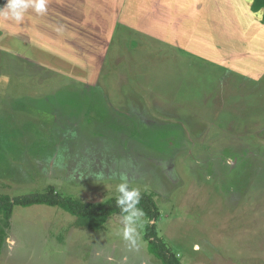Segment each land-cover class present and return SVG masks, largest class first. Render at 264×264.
I'll return each instance as SVG.
<instances>
[{
	"label": "rangeland",
	"instance_id": "374dc122",
	"mask_svg": "<svg viewBox=\"0 0 264 264\" xmlns=\"http://www.w3.org/2000/svg\"><path fill=\"white\" fill-rule=\"evenodd\" d=\"M239 1L230 19L202 8L172 45L115 11L60 9L68 0L22 24L0 17V194L99 203L126 172L154 194L181 264H264V23ZM122 217L93 230L60 207L15 205L0 264H161L148 219L133 247Z\"/></svg>",
	"mask_w": 264,
	"mask_h": 264
},
{
	"label": "crops",
	"instance_id": "0c3cea01",
	"mask_svg": "<svg viewBox=\"0 0 264 264\" xmlns=\"http://www.w3.org/2000/svg\"><path fill=\"white\" fill-rule=\"evenodd\" d=\"M236 2L237 0H68V5H63L60 9L75 12L115 11L120 24L134 28L133 30L141 32L142 35L172 45L173 42L184 41V30L190 31L189 27L195 30L194 24L199 25V18L196 17L199 10L204 7L211 10L216 5L221 7L230 19L233 14L230 5ZM239 2L243 3L244 0ZM188 12L192 14L189 15ZM260 63L263 64L264 61L261 60Z\"/></svg>",
	"mask_w": 264,
	"mask_h": 264
},
{
	"label": "trees",
	"instance_id": "16d2710c",
	"mask_svg": "<svg viewBox=\"0 0 264 264\" xmlns=\"http://www.w3.org/2000/svg\"><path fill=\"white\" fill-rule=\"evenodd\" d=\"M250 9L253 12H261V21L264 23V0H251ZM131 188V187H130ZM115 196L99 203L84 201L81 198L63 195L50 188L43 192L10 196L0 194V249L7 237V229L10 227V218L13 207L42 204L60 207L76 216L81 225L93 230L99 229L105 220L111 215H120L121 209L116 205ZM142 198L138 207L142 208L148 222L145 226L144 238L147 240L148 250L161 262V264H181L178 256L164 243L157 233V220L160 216L159 207L153 193L141 192Z\"/></svg>",
	"mask_w": 264,
	"mask_h": 264
},
{
	"label": "clouds",
	"instance_id": "9594fccd",
	"mask_svg": "<svg viewBox=\"0 0 264 264\" xmlns=\"http://www.w3.org/2000/svg\"><path fill=\"white\" fill-rule=\"evenodd\" d=\"M30 8L38 14H46L47 0H7L5 6L0 7V17L22 24L25 13ZM94 176L95 180L105 178L103 172H97ZM118 178L121 182L116 187V191L119 193L116 205L124 214L122 217L123 239L131 242V245L135 247L139 235L136 226L142 222V218L145 216L143 209L138 207L142 195L139 189L129 187L130 177L126 172H120ZM14 244V241H8L9 252L12 251Z\"/></svg>",
	"mask_w": 264,
	"mask_h": 264
}]
</instances>
